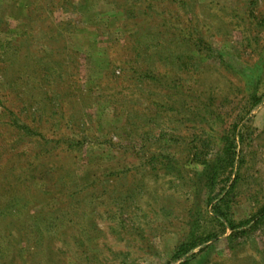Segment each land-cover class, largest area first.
<instances>
[{
    "label": "rangeland",
    "instance_id": "374dc122",
    "mask_svg": "<svg viewBox=\"0 0 264 264\" xmlns=\"http://www.w3.org/2000/svg\"><path fill=\"white\" fill-rule=\"evenodd\" d=\"M234 123L235 232L192 160ZM263 207L264 0H0V264H264Z\"/></svg>",
    "mask_w": 264,
    "mask_h": 264
},
{
    "label": "trees",
    "instance_id": "16d2710c",
    "mask_svg": "<svg viewBox=\"0 0 264 264\" xmlns=\"http://www.w3.org/2000/svg\"><path fill=\"white\" fill-rule=\"evenodd\" d=\"M192 40H195V45L199 49L204 50L207 55H211L212 48L201 37H197L196 39L192 37ZM251 99L252 100H250V107H253L259 102L260 97L257 96V93L255 92L253 96H251ZM237 134L239 138H237ZM248 136V132L245 134L242 131H237V124L234 123L230 132L222 136V156H218L216 159L210 160L207 158V156L200 155V151L197 146L195 147L198 152L196 151L192 156L193 161L199 162L203 165L201 176L205 181V188L207 189L209 194L208 203L212 204V212L208 214H210V218L214 222L218 223V225L220 224L221 227H223V230L229 228L235 232L236 229L245 226L250 221V219H246L237 222L234 219L232 204L234 200V188L237 179H234L231 183H229L231 181V173L235 169L234 165L237 158L236 147L238 146L237 141L243 142L244 138H247ZM219 183L223 185L220 186ZM215 199L218 200L213 202ZM260 211L263 212L264 207L261 208ZM257 218L258 216H254L252 220H257ZM241 231L243 233L246 230L243 229ZM190 234L191 236L189 238H185L175 248V251L171 257V262L169 264H190V261L194 257V255L191 257H186L184 261H181L179 263L176 262L185 257L186 254L195 247L203 244L205 241L217 237L215 232L212 231L205 232V234H196L195 232H192Z\"/></svg>",
    "mask_w": 264,
    "mask_h": 264
}]
</instances>
